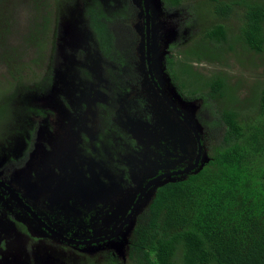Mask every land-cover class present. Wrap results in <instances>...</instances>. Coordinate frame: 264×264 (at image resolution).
<instances>
[{
  "label": "flooded vegetation",
  "instance_id": "1",
  "mask_svg": "<svg viewBox=\"0 0 264 264\" xmlns=\"http://www.w3.org/2000/svg\"><path fill=\"white\" fill-rule=\"evenodd\" d=\"M118 1L108 14H119L112 31L124 33L118 39L115 31L120 53L105 56L94 35H81L72 60L69 49L51 61L54 72L39 90L57 89L64 114L51 104L32 106L41 121L0 142V264H58L62 253L119 256L114 247L133 223L131 240L158 191L197 175L210 160L204 103L198 129L184 81L171 76L170 61L179 73L186 61L177 48L193 45L191 17L164 0ZM170 83L183 100L169 93Z\"/></svg>",
  "mask_w": 264,
  "mask_h": 264
},
{
  "label": "trees",
  "instance_id": "2",
  "mask_svg": "<svg viewBox=\"0 0 264 264\" xmlns=\"http://www.w3.org/2000/svg\"><path fill=\"white\" fill-rule=\"evenodd\" d=\"M29 1L38 3L37 0ZM14 2L0 0V31H5L3 34L7 35L0 38V46L9 37L11 30L9 21L12 20L10 5ZM164 2L166 6L172 8L179 9L184 6V0ZM209 2L214 9L215 18L210 27L202 28L198 34V41L193 43L194 47L183 52L187 63L179 62L180 73L172 68V64H175L173 59L170 61L171 76L179 85L180 74L187 78L196 74L192 71L190 62L223 65L227 55L238 53V47L247 50L254 57L264 55L262 0H209ZM41 4L46 5L47 0H42ZM56 9L60 10L57 4ZM45 13L43 27H46L52 18L48 10H45ZM204 13L209 15L207 11ZM204 13H200L202 16L199 13L192 15L190 30L200 24L203 16H207ZM81 14L88 22L81 24L76 17L78 23L75 30L85 40L94 35L100 51L105 56L111 55L113 51L119 54L115 31H112L115 23H119L118 12L108 14V9L98 0H94L93 5L87 6ZM218 20L221 22L216 23ZM230 21L237 23V35H232L233 37L231 31H234L235 26L230 27L227 23ZM30 32L31 35L27 39L31 47L41 48L45 43L44 30L33 27ZM236 44L238 45L235 49ZM69 47L72 60L77 49L74 45ZM17 48L19 45L0 57V63L7 67L8 83L16 81L18 84L23 80L19 72L22 66L18 62ZM81 52L84 56L83 50ZM40 56L42 51L38 57ZM200 76L204 81L201 86L190 89L189 81H184L179 87L184 90L181 89L183 95L188 94L192 97L190 100L202 99L204 107L211 109L214 118L216 117L212 119L211 124L205 121L209 126L208 130L214 131L206 134L204 140L211 144L209 162L197 175L182 182L170 183L158 191L153 203L145 211L144 218L132 232L131 240H128V243L126 240V261L118 255L111 254H104L101 258L86 256L75 259L77 256L69 257L62 253L58 256L61 262L264 264V87H257L253 92V98H257L255 104L248 99L237 104V91L229 84L227 75L219 72L213 74L211 78L205 79L204 76ZM44 80L46 77L40 82L41 85ZM40 84L38 82V85ZM20 85L22 87L19 88ZM25 90L27 88L23 84H18L17 95H14L15 102L21 106L19 114L6 103L3 104V97L0 96V142L4 144L9 142L10 138L21 136L19 133L28 122L24 121L26 118L22 117L21 112L22 114L29 112V115L34 112L32 111L34 108L27 101ZM205 90L208 91L207 94ZM7 99L4 97L5 101ZM222 102L224 105L220 106ZM229 102H233L234 105H229ZM213 103H217L221 108L217 106L214 109ZM258 104L259 108L256 107ZM20 117L23 119L22 122L19 121ZM5 139L6 141H3ZM200 141L202 143V137ZM71 259L75 260L71 263L69 261Z\"/></svg>",
  "mask_w": 264,
  "mask_h": 264
},
{
  "label": "rangeland",
  "instance_id": "3",
  "mask_svg": "<svg viewBox=\"0 0 264 264\" xmlns=\"http://www.w3.org/2000/svg\"><path fill=\"white\" fill-rule=\"evenodd\" d=\"M14 1L15 2L13 3V5H10V15L12 16V20L9 21V24L11 30L9 31V37H7L6 42H3L0 46V57L4 56L6 54V51L8 52L14 50L13 48L19 45V48H17L19 51L18 62L20 63L19 65H21L22 68L18 70L19 72H21L23 80L18 84H23V86L27 88V90H25L28 96L27 101L32 106H45L46 104H51L52 107H54V112L61 117V113L63 112L58 100L57 89H55L56 92H53L51 89V91H48V93H46V91L45 93L43 92V94H40L39 90H41L44 85L43 84L41 86L40 82L43 78L46 77V75L50 76L54 72V69L52 70L53 66L51 61H54L55 58L58 57V54H68L69 49H71L69 45H74L76 49L78 48V44L81 43L82 38L81 34L75 30V26L78 23L76 22V17L78 21L81 22V24L85 23V18L81 13L87 6L91 4L93 5L94 0H47L46 5L41 4L42 0H37L38 3H32L29 0H25L26 2L22 0ZM262 1L264 2V0ZM98 2L104 5L107 9H110L113 3H115L117 6H119L120 4L118 0H98ZM56 4L57 8H60L59 11L56 9ZM179 9H186V13L190 17L197 13L202 16L203 14L200 13H204V11H207V13H209V15L204 13L207 16H203V18L200 20V24L191 30L192 32H194V34H192V39H189L188 41L192 43L197 42L198 34L202 31V28L210 27L212 25V21L215 18L212 4H210L209 0H184V6ZM45 10H48L50 12L49 14L52 16V18L46 25V27H43L45 24ZM79 13L80 17L78 16ZM218 22L221 21L218 20L216 23ZM227 23L230 27H232L233 25L235 26L234 31H231V36H236L237 23H235V21H230ZM33 27L42 29L46 33L45 43L42 44L41 48H37L35 46L31 47L28 42L27 38L31 35L30 29ZM117 29L118 27L115 29V31H117L118 39H121V36L124 33H120ZM3 32L5 31H0V38L2 36H7L6 34H3ZM237 45L238 44L235 45V49L237 48ZM193 47L194 45L190 46L189 48L192 49ZM185 48L186 47L177 48L179 54L181 53V56H183L182 50ZM41 51L42 56L38 57ZM93 55L96 57V59L99 56V53H96V49L94 50ZM34 60L37 61L34 62ZM183 62L185 64L187 63L185 61ZM189 64L193 67L192 71L196 74H193L189 78L180 74L178 77L179 82L182 83L183 81H189L188 87L191 89L203 84L204 81L200 75L204 76V78L206 79L213 77V74L221 72L227 75L229 84L232 86V88H234V90L237 91V104L238 102L243 103L247 99L255 104V101L257 102V98H253V92L257 89V87H264V55L254 57L253 54L240 47H238V53L226 56L225 60L223 61V65H219L217 63H205L201 65L195 62H190ZM59 71L61 74L62 68ZM7 75V67L5 66V64L0 63V96L3 97L2 103H6L10 106L9 108H11L12 110H16V114H19L21 106L17 105L14 97V95H17L16 89L18 87V84H16V81L8 83L7 78L9 77ZM38 82L40 84V88L38 87ZM20 87L22 86L20 85L19 88ZM168 89L169 93H171L172 95V86L168 85ZM207 90H205L206 94L208 93ZM34 94H36L37 96H34ZM46 96L48 97L46 98ZM4 97H7L8 99L5 101ZM186 97L189 101L190 98H192L188 94L186 95ZM194 102L201 106V102L203 103V100H199V98H197L194 100ZM213 104L214 109L219 106L217 105V103ZM228 104L234 105L233 102H229ZM221 105H224L223 102L220 104V106ZM220 106L219 108H221ZM256 107L259 108V104ZM5 109L8 110V107H6ZM199 109L200 107L198 108L197 112L199 111ZM21 115L23 118H26V120H24L25 122L27 120L30 123H32L31 121H33V123H38L41 121V119L36 115H32V113L31 115H29V112H23V114L21 112ZM202 117L204 121H208L210 124L213 121L212 119H216V117L214 118L213 114L211 113V109H207L203 106ZM54 119L56 120V117ZM22 120L23 119L20 117L19 121L22 122ZM44 130L45 128L43 129V132ZM43 132L41 130V133L39 135L40 137L43 136ZM209 132L210 134L214 133L213 130H209ZM3 141H6V139ZM74 260L71 259L69 261L72 263ZM58 264H64V262H61L59 260Z\"/></svg>",
  "mask_w": 264,
  "mask_h": 264
},
{
  "label": "water",
  "instance_id": "4",
  "mask_svg": "<svg viewBox=\"0 0 264 264\" xmlns=\"http://www.w3.org/2000/svg\"><path fill=\"white\" fill-rule=\"evenodd\" d=\"M153 1V0H152ZM163 61V54L160 56V62H162ZM171 86H172V90H173V92L175 93V94H178L177 93V91H176V89H175V87L171 84ZM177 97L179 98V99H181V100H183L182 98H181V96L178 94L177 95ZM189 103V111L191 112V116H192V118H194L195 119V122L194 123H196L197 124V128L198 129H200L201 127H200V125H199V122L197 121V118H196V114H197V110H198V108L200 107L196 102H194V101H189L188 102ZM167 120H168V118H166ZM196 137H197V139H198V141H200V136H199V134H197L196 133ZM204 158H205V155L203 156ZM203 162H205V159L203 160ZM159 183V182H158ZM157 183V184H158ZM165 183H167V182H165ZM164 183V184H165ZM161 185H163V184H160V185H158V186H161ZM150 195V194H149ZM142 199V197L138 200V203H140V202H142L143 200H141ZM136 208H137V205H136V207H135V209L133 210V212H136ZM131 217H132V215H131ZM130 217V218H131ZM132 218H136V214L132 217ZM134 225L135 224H133V223H130V225H129V227L127 228V232H126V236L130 233V231L134 228ZM125 236V235H124ZM126 236H125V239H126ZM124 239V241L119 245V247H114L116 250H117V252H118V254H119V256H121V258H123V260H125L126 261V252H125V244H126V240Z\"/></svg>",
  "mask_w": 264,
  "mask_h": 264
},
{
  "label": "clouds",
  "instance_id": "5",
  "mask_svg": "<svg viewBox=\"0 0 264 264\" xmlns=\"http://www.w3.org/2000/svg\"><path fill=\"white\" fill-rule=\"evenodd\" d=\"M199 105V104H198ZM200 106V105H199Z\"/></svg>",
  "mask_w": 264,
  "mask_h": 264
}]
</instances>
